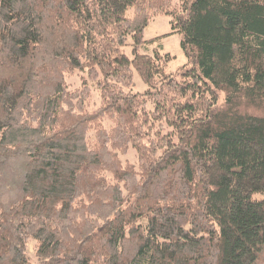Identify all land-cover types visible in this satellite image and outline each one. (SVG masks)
<instances>
[{
  "label": "trees",
  "instance_id": "trees-1",
  "mask_svg": "<svg viewBox=\"0 0 264 264\" xmlns=\"http://www.w3.org/2000/svg\"><path fill=\"white\" fill-rule=\"evenodd\" d=\"M160 15L177 76L139 53ZM31 242L35 264H264V0H0V264Z\"/></svg>",
  "mask_w": 264,
  "mask_h": 264
},
{
  "label": "rangeland",
  "instance_id": "rangeland-1",
  "mask_svg": "<svg viewBox=\"0 0 264 264\" xmlns=\"http://www.w3.org/2000/svg\"><path fill=\"white\" fill-rule=\"evenodd\" d=\"M144 40H152L153 38H158L153 44H147L139 49V53L151 54L158 51L161 54H169L171 60L166 65L165 72L168 74H173L175 76L177 69L188 64L184 52L181 50V37L178 32H174L172 28V19L167 15L155 16L151 23L144 29ZM133 46L125 47L123 53H125L129 58L133 57L131 53ZM133 86L132 90L136 93H144L146 90L145 85L142 83L140 77L134 72ZM70 84V89L74 90L76 87H80L83 82L87 83L91 89V96L89 98L88 110L92 111L101 104L100 92L95 88L92 82L87 78L84 73H75L73 76L67 78ZM137 156L133 150H130L126 155L122 157V161L135 164ZM27 253H29V258L31 264H35V252L34 243L31 242L28 245Z\"/></svg>",
  "mask_w": 264,
  "mask_h": 264
}]
</instances>
